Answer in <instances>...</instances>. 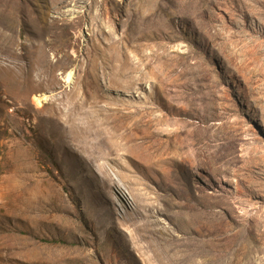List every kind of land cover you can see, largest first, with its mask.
<instances>
[{
	"label": "rangeland",
	"instance_id": "rangeland-1",
	"mask_svg": "<svg viewBox=\"0 0 264 264\" xmlns=\"http://www.w3.org/2000/svg\"><path fill=\"white\" fill-rule=\"evenodd\" d=\"M0 264H264V0H0Z\"/></svg>",
	"mask_w": 264,
	"mask_h": 264
}]
</instances>
